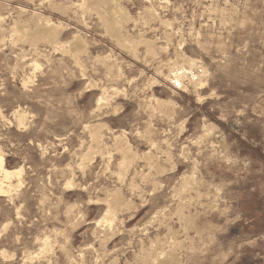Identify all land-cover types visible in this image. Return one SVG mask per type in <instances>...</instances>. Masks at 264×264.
I'll list each match as a JSON object with an SVG mask.
<instances>
[{"label":"rangeland","instance_id":"rangeland-1","mask_svg":"<svg viewBox=\"0 0 264 264\" xmlns=\"http://www.w3.org/2000/svg\"><path fill=\"white\" fill-rule=\"evenodd\" d=\"M0 148V264H264V0H0Z\"/></svg>","mask_w":264,"mask_h":264},{"label":"bare ground","instance_id":"bare-ground-1","mask_svg":"<svg viewBox=\"0 0 264 264\" xmlns=\"http://www.w3.org/2000/svg\"><path fill=\"white\" fill-rule=\"evenodd\" d=\"M81 6H83V4H81ZM93 8V7H92ZM85 9V8H84ZM227 11V10H226ZM228 16V15H227ZM229 16H230V14H229ZM224 17H226V16H224ZM121 22H123V21H121ZM49 33V32H48ZM46 35H48V34H46ZM51 35V34H50ZM41 36V35H40ZM48 37V36H47ZM26 38V37H25ZM49 39H50V37H49ZM51 40V39H50ZM133 41V40H132ZM131 47V46H130ZM149 50V49H148ZM191 62V61H190ZM194 63V65H195V62H193ZM176 64V63H175ZM182 71V70H181ZM180 72V71H179ZM184 73V72H183ZM178 74V73H177ZM181 75V74H180ZM177 76V75H176ZM182 76V75H181ZM183 79V78H182ZM181 79V80H182ZM176 80H177V78H176ZM189 80V79H188ZM194 80V79H193ZM192 81V80H191ZM199 81V80H198ZM202 81V80H201ZM182 82V81H181ZM200 82V81H199ZM204 82V81H203ZM176 83H178L177 81H176ZM193 84H194V82H192ZM200 85V84H199ZM203 85V84H202ZM18 114V113H17ZM18 119H19V122H20V124H22L23 122H24V118H25V115L24 114H19L18 116ZM23 125V124H22ZM94 130H96V129H94ZM97 133H98V131H97ZM94 134V133H93ZM206 134V133H205ZM96 136V135H95ZM97 136H98V134H97ZM100 137H102V136H100ZM102 139V138H101ZM101 142H102V140H100ZM121 142V141H120ZM120 144V143H119ZM99 145V144H98ZM127 146V145H126ZM122 147V146H121ZM123 150V149H122ZM126 150V149H125ZM132 159V158H131ZM154 161V160H153ZM123 162H124V160H123ZM154 163V162H153ZM155 166V165H154ZM125 170H126V168H125ZM22 171H23V168H16V169H9L7 166H6V163H5V156H4V154L2 153V150H1V148H0V195H6L7 193H9L10 191H12L13 190V188H14V183H13V179L14 178H18L19 180V183H18V186L22 183V181H21V175H22ZM188 178V177H187ZM185 180H186V178H185ZM16 186V185H15ZM188 187V186H187ZM17 189V188H16ZM12 193V192H11ZM10 194V193H9ZM8 195V194H7ZM119 201V200H118ZM111 207V206H110ZM112 208V207H111ZM111 210V209H110ZM111 214H112V212H111ZM114 216V215H113ZM104 221H106V219L104 220ZM111 221V220H110ZM109 221V222H110ZM115 221V220H114ZM112 225H113V223H112ZM108 227H109V225H108ZM110 228H112V227H110ZM187 236V235H186ZM185 241V240H184ZM179 243V242H178ZM176 244V243H175ZM180 244V243H179ZM182 244V243H181ZM179 246V245H178ZM177 247V246H176ZM179 247H181V246H179ZM178 249V248H177ZM169 250V249H168ZM166 253V252H165ZM171 253V252H170ZM173 253V252H172ZM150 259V258H149ZM177 264H178V262H177Z\"/></svg>","mask_w":264,"mask_h":264}]
</instances>
